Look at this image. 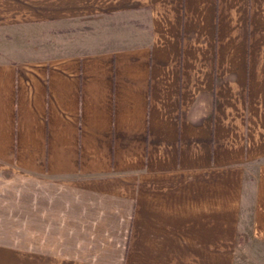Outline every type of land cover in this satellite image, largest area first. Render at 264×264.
<instances>
[{"label":"crops","instance_id":"crops-1","mask_svg":"<svg viewBox=\"0 0 264 264\" xmlns=\"http://www.w3.org/2000/svg\"><path fill=\"white\" fill-rule=\"evenodd\" d=\"M245 238L264 255V0H0V252L236 264Z\"/></svg>","mask_w":264,"mask_h":264},{"label":"rangeland","instance_id":"rangeland-1","mask_svg":"<svg viewBox=\"0 0 264 264\" xmlns=\"http://www.w3.org/2000/svg\"><path fill=\"white\" fill-rule=\"evenodd\" d=\"M84 32L78 33L77 41L81 44L80 47L76 48V51L79 50H93L96 49L94 46L95 41L92 39H87L83 37ZM93 42L91 45H86L87 43ZM49 44L50 47H47L45 49L39 50L45 51L47 53H57V52H67L74 49H63V48H54L52 46L53 42L50 41ZM38 50V49H37ZM252 243L248 238H245V240L242 239V250L240 251L238 255V261L236 264H264V255L256 249V247H251ZM0 264H22L21 256L16 254H10L6 252H0Z\"/></svg>","mask_w":264,"mask_h":264}]
</instances>
